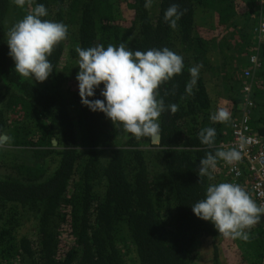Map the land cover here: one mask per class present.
<instances>
[{
	"label": "trees",
	"instance_id": "1",
	"mask_svg": "<svg viewBox=\"0 0 264 264\" xmlns=\"http://www.w3.org/2000/svg\"><path fill=\"white\" fill-rule=\"evenodd\" d=\"M257 26L256 0H0V264H264L219 148L243 114L264 139Z\"/></svg>",
	"mask_w": 264,
	"mask_h": 264
},
{
	"label": "built area",
	"instance_id": "2",
	"mask_svg": "<svg viewBox=\"0 0 264 264\" xmlns=\"http://www.w3.org/2000/svg\"><path fill=\"white\" fill-rule=\"evenodd\" d=\"M258 11L257 34L264 36V0H256ZM250 62L257 67V60L251 57ZM248 78L249 72L245 73ZM249 91L250 87H246ZM219 148L224 152L225 165L229 178L236 181L246 179L249 182L251 201L249 210L261 213L264 218V139L254 134L243 114L238 123H234L231 139L221 143Z\"/></svg>",
	"mask_w": 264,
	"mask_h": 264
},
{
	"label": "rangeland",
	"instance_id": "3",
	"mask_svg": "<svg viewBox=\"0 0 264 264\" xmlns=\"http://www.w3.org/2000/svg\"><path fill=\"white\" fill-rule=\"evenodd\" d=\"M27 70L29 71V73H30V72L34 73V75H32V76H35V77H37V78H41V79L44 78V76H42V71H41V70L38 71L37 74L35 73L34 69H27ZM16 113H18V112H16ZM223 247H224V249H225L224 244H223ZM223 254H224V257H225V259H224V263H225V264H234V263L228 258V255H227L226 252H223ZM210 255H211V250H210V248H209L208 246H207V247L203 246V247L201 248L200 252H199V255H198V258H197L195 264H208V258L210 257Z\"/></svg>",
	"mask_w": 264,
	"mask_h": 264
},
{
	"label": "crops",
	"instance_id": "4",
	"mask_svg": "<svg viewBox=\"0 0 264 264\" xmlns=\"http://www.w3.org/2000/svg\"><path fill=\"white\" fill-rule=\"evenodd\" d=\"M230 138H231V134H230ZM228 140H230V139H228ZM243 183H245V184H248L249 185V182L246 180V179H244L243 180ZM250 187V186H249Z\"/></svg>",
	"mask_w": 264,
	"mask_h": 264
},
{
	"label": "water",
	"instance_id": "5",
	"mask_svg": "<svg viewBox=\"0 0 264 264\" xmlns=\"http://www.w3.org/2000/svg\"><path fill=\"white\" fill-rule=\"evenodd\" d=\"M158 140H159V138H158V137H154V138H153V141H154L155 143H157V142H158Z\"/></svg>",
	"mask_w": 264,
	"mask_h": 264
}]
</instances>
